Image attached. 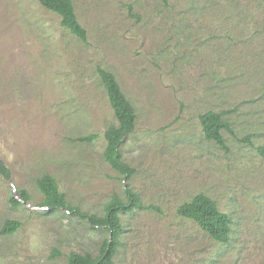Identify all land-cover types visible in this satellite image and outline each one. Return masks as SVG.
Masks as SVG:
<instances>
[{"label":"rangeland","instance_id":"rangeland-1","mask_svg":"<svg viewBox=\"0 0 264 264\" xmlns=\"http://www.w3.org/2000/svg\"><path fill=\"white\" fill-rule=\"evenodd\" d=\"M80 41L37 0H0V264H66L98 253L107 232L48 212L37 179L102 215L128 187L144 207L121 214L114 264H264V0H72ZM97 67L112 72L136 112L120 151L129 179L103 158L116 123ZM230 110L226 148L199 116ZM97 134L91 142L80 136ZM248 138L249 142L242 141ZM25 189L29 200L12 206ZM203 193L232 220L212 240L177 207ZM54 251L59 252L54 255Z\"/></svg>","mask_w":264,"mask_h":264},{"label":"trees","instance_id":"trees-1","mask_svg":"<svg viewBox=\"0 0 264 264\" xmlns=\"http://www.w3.org/2000/svg\"><path fill=\"white\" fill-rule=\"evenodd\" d=\"M37 1L45 9L60 17L62 27L66 28L80 41H86V30L77 20L72 0ZM161 1L164 4L167 3V0ZM96 71L116 121V123L109 124L103 132L106 143L103 158L124 179H129L133 176L135 170L123 160L120 146L125 136L134 130L137 119L136 112L132 103L122 92L115 75L101 67H97ZM229 111L215 112L210 110L199 116L204 138L222 148H226L222 132L228 131L232 133L230 123L224 118V115L229 113ZM97 137L98 135L93 133L87 136H80L78 140L91 142ZM242 141L250 143L247 137L243 138ZM0 175L5 179L10 177L9 169L1 159ZM37 188L44 195L42 206H45L48 212L63 209L86 221L91 227L101 228L107 232V237L101 242L97 254L73 252L68 255L66 264H114V258L122 244L121 237L125 231L121 222V214L131 213L135 208H151L144 207L138 194L128 187L125 189L126 201L114 195L104 205L102 215L89 213L69 203L51 175L44 174L39 177L37 179ZM18 197L19 199L16 197L9 199L12 206H19L21 202L29 200V195L25 189L19 190ZM176 214L194 222L212 240L222 244H227L230 241L232 220L227 213L222 212L218 208L217 203L209 196L203 193L194 195L189 201L177 207ZM19 226L20 223L16 220H6L0 228V233L11 234ZM58 253L54 251V255H58Z\"/></svg>","mask_w":264,"mask_h":264}]
</instances>
